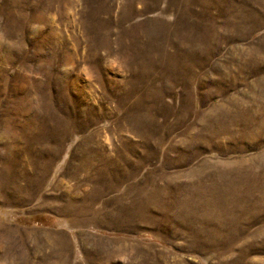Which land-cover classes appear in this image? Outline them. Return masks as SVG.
Instances as JSON below:
<instances>
[{"label":"rangeland","instance_id":"1","mask_svg":"<svg viewBox=\"0 0 264 264\" xmlns=\"http://www.w3.org/2000/svg\"><path fill=\"white\" fill-rule=\"evenodd\" d=\"M0 264H264V0H0Z\"/></svg>","mask_w":264,"mask_h":264}]
</instances>
